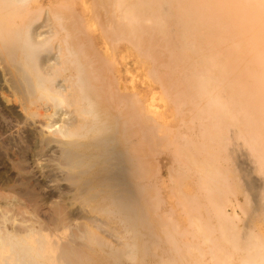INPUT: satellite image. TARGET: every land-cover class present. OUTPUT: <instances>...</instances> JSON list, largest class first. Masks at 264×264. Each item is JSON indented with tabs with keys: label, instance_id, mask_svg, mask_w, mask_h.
Here are the masks:
<instances>
[{
	"label": "bare ground",
	"instance_id": "1",
	"mask_svg": "<svg viewBox=\"0 0 264 264\" xmlns=\"http://www.w3.org/2000/svg\"><path fill=\"white\" fill-rule=\"evenodd\" d=\"M67 1L0 0V99L9 101L10 92L14 104L19 100V108L31 114L32 118L33 115L37 118H34L36 121H30V125L28 121L27 125L24 121L25 124H22L24 127L29 125L31 131L33 129L30 126L34 129L39 126L38 130H43L38 131L39 135L50 127L54 130L51 118L54 115L57 117L60 107L68 105L65 106L68 109L70 105L76 115L73 120L79 116L82 120L80 127L85 128V131L80 133L76 128L55 129L58 135H73L78 138L90 134L95 138L103 136L99 148L101 151L98 152L105 157L102 166L109 168L105 179L103 176L100 179L108 182V197L112 205L119 204L116 205L118 207L124 202L126 205V200H131V203L139 202L137 208L133 206V202V208L131 205L124 206L119 208V212L117 208L116 212L120 217L118 220L124 225V231L130 230L129 225L136 219L141 220L142 224L135 222L134 234H138L137 226L140 225L142 229L139 228L141 232L139 231L137 241L142 239V233L148 235V239L135 243L140 244L138 247L147 252L146 259L141 251L147 264H264V227L258 225L264 220V185L258 187L261 183L258 180L261 178L258 179L254 175L256 173H253L254 170L261 176L264 175V5L257 7L259 0H250L249 9L252 8L254 15L245 23L237 21L241 12L236 11H228L218 23L219 18L212 15L218 14L219 12L214 11H220L222 8L218 10L219 6L226 5L227 0H92L96 5L95 9L90 5L92 9L104 7L106 11L103 12L108 13L107 23L102 22L100 16L98 23L101 24H97L94 21L92 23L91 19L89 22L87 18V21L79 20L76 9L74 11L72 7L77 0H70V3ZM79 1L84 6L86 0ZM194 7L203 10L201 16L192 15L193 12L190 11ZM94 10L96 13L92 16H99L98 11ZM212 17L215 18L213 23L210 20ZM162 66L165 68L164 72L158 70ZM140 76L144 77L143 80H140ZM138 80L147 87L149 94H141L135 98L139 94ZM125 90L126 92L121 93ZM7 111L13 112L10 108ZM174 112L179 114L178 117H174ZM18 116L24 119L28 117H23V114ZM62 124L67 126L64 122ZM72 127L74 126L71 125ZM51 129L47 131V135ZM132 132L140 135L135 140L134 155L140 154L142 157L143 165L138 166L137 177L140 175L145 178V183L138 178L145 185L149 184L146 182H149L153 172L162 176L157 169L160 158L155 156L158 149L164 150L169 145L174 147L170 163L176 165L173 168L169 166L168 172L175 184H165L164 179L153 184L151 187L155 189H159V186L169 188L165 197L164 193L158 196L154 192L156 197L153 195L152 198L155 197L156 202L150 201V196L154 193L149 187H146L145 194L151 199L148 200L145 196V201L137 202L130 198L133 196V187L130 188L131 180L126 171L129 166L126 164L128 159L125 145L133 141L131 138L135 134H131ZM54 135L56 136L55 133L51 136ZM78 138L76 141L81 140ZM95 138L98 143V138ZM46 139L47 136L44 138L45 142ZM76 146L79 147L78 144ZM244 146H248L245 149L247 153L242 151ZM166 155L162 157L167 158ZM246 158L251 163L257 162L253 169V163H250L251 167L246 165ZM80 163L81 161L77 165ZM68 167L71 170L74 168L72 165ZM100 168L99 170H103ZM64 171L62 172L65 173ZM155 175L154 178H157ZM263 180L264 178L261 179L264 183ZM171 181L170 179L168 182ZM240 200H243L242 204ZM162 201V207L158 205L157 208V203ZM130 208L134 210L133 213L129 212ZM229 209L231 212H228ZM212 210L215 211L214 217L209 216ZM153 213L155 217H152ZM240 214L246 220L248 218V222H242V218L237 222ZM191 221L196 223L197 228L195 225L196 230L193 228V232L190 230L187 233L186 223L192 226ZM240 224H243L242 229L247 228L244 231L241 229L242 232L249 231L245 233L246 237L243 235L245 239H238L242 227ZM176 226L179 229L177 235L175 236V232L173 236L171 231L176 230ZM1 231L0 264H72L68 261L65 247L62 248L65 243L69 245L65 239L70 234H66L65 230H60L61 234L58 231L59 235L58 232L49 233L47 230L43 235H39L38 230L36 233L29 231L14 238L2 235ZM169 232L172 235L167 237ZM160 233L164 234L162 237L165 242L169 239L167 243L171 250L166 249L168 245L164 247L160 243ZM186 233L194 236L201 234V238L207 242L205 251L200 247L198 248L202 252L197 251L196 243L194 246L191 241L192 236L189 238ZM87 236L81 237L87 239ZM71 238L72 243L73 234ZM97 239L98 237L94 241L97 242ZM105 241L108 242L104 239V243ZM203 242L201 240V244ZM75 243L78 246L79 242ZM136 246L134 248H138ZM192 246L196 250L194 252H199L201 256L208 253L209 260L206 259L208 256H205L206 261H202V257H186ZM243 246L246 251L241 249ZM88 247L90 251V245ZM117 247L116 250L119 249ZM67 248L71 250L70 246ZM241 250L244 253L239 256ZM85 251L84 256L88 255ZM118 251L116 253L119 256L124 253ZM127 251L126 254H129ZM77 252L74 251L76 254ZM236 256L238 261H234ZM73 257L71 255V261ZM132 257H129L131 262ZM74 258L77 259L76 256ZM111 258L113 260V256ZM138 258L133 259L134 263L142 264L140 259L137 261ZM126 259L128 257L124 260ZM118 262L117 264H121Z\"/></svg>",
	"mask_w": 264,
	"mask_h": 264
},
{
	"label": "rangeland",
	"instance_id": "2",
	"mask_svg": "<svg viewBox=\"0 0 264 264\" xmlns=\"http://www.w3.org/2000/svg\"><path fill=\"white\" fill-rule=\"evenodd\" d=\"M69 1L70 0H68L67 2H69ZM213 2H214V0H213ZM250 2H251L250 0H227L226 5H223V6L221 5L218 8V10L222 8L221 9L222 11L221 10H220L221 12L220 11H214V12H219V13L216 14V15H212V16L218 17L219 20H217V18H216V20L219 23V21L221 20V17H223L228 11L241 12L240 13L241 17L239 19H237V21L239 23L240 22L241 23H245L248 20H250L253 17V15H254V11L251 10L252 8L249 9ZM262 4L264 5V0H259V2L257 1V7L258 6H262ZM90 5L91 6L93 5L94 9L96 8L95 7L96 5H94V2H92V0H86V2L84 3V6L82 5V3L79 0H77L75 5L72 6L74 8V11L76 9L75 12L77 13L79 20L82 21V20H86V18H87V20L89 22L92 21V23H93V21H94V23H97V24L100 23L101 24V22L98 23V19L100 20V16H101V18H102L101 21L104 22V23H107L108 13L107 12H103V11H106L105 10L106 8L105 9H104V7L99 8L97 6V9L94 10V9H92L90 7ZM88 6L90 7V9H89ZM86 7H88V9ZM194 8L195 9H192L190 11L191 13L192 12L194 13V14L192 13V15H194L195 17H197L199 15L201 16L203 10H200V9L198 10L199 7H197V8L194 7ZM260 9H261V7H260ZM93 10L94 11H98L97 13L99 14V16H97V17L94 16L93 17L92 14L96 13V12H93ZM101 10H102V12H101ZM91 11H92V13H91ZM214 17H212L213 19L210 18L211 22L215 19ZM165 18H164V20H166ZM90 19H91V21H90ZM216 20H215V22H217ZM253 49H256V47H253ZM162 68H163V70H162ZM158 70L161 71V72L162 71L164 72L165 68H164V66H162ZM143 78H144L143 76H140V80H143ZM140 80L137 81V84L139 85V88H138L139 94H137V96H135V98H137L141 94H149V92H148L149 90L148 89H147L148 91L146 90L147 87H145V85L143 86V84L140 83ZM125 82L129 84V81L127 82L125 80ZM140 88H142V89H140ZM144 90H146V91H144ZM124 92H126V90L122 91L121 93H124ZM192 92L194 93V91H192ZM6 93H8V92H6ZM178 93H180V92H177V94ZM8 94H9V98H10L9 101L5 100V99L4 100L0 99L1 100L0 101V119L2 118L0 120V228H1L2 231L1 230L0 231H1L2 235H6V236L9 235V237L11 236L10 238H12V237L14 238V237L19 236V234L20 235L23 234V232L26 233V232H29V231L35 232V231L38 230L37 233H39V235H43V234H45L47 232L55 233V232H58V231L60 232V230H65L66 234H70V235L67 236V239H65L66 242H68L69 245H67V243H65L64 244L65 246H63L62 248L65 247L64 251H65V253L68 254V261L70 260L69 263L72 262V264H81V263L82 264H100V263L101 264H108V263L109 264H113V263L117 264V262L120 260L119 262L121 264H125V263L126 264H133L134 260H136L139 257L138 260H137L138 262H139V259H140L142 264H147V262H146L147 252L145 253V251H143L141 248H139L140 244H136L140 240V239H138V241H137V238H139L138 234H139V231L141 232L142 226H140V225L137 226V228L139 227L141 229H139V228L137 229L139 231H138V234L136 233L137 234L136 236L134 234L135 231H136L135 230V228H136L135 222L136 223L138 222V224H142L141 220L136 219V221L134 223H131L134 226H132L131 224L129 225L130 226L129 227L130 230H128V231H130L129 232L130 234H129L128 231H124L123 230L124 225L119 221L120 217H118V213L117 212H119V210L122 209L124 206H126V207L128 206L129 207V205H131V207H132V203L134 202L133 201L134 199H136L135 201H137V202L138 201H143V200L145 201L146 200L145 196H147V199L149 200V199H151L153 197V195L155 196L157 194L158 196L159 195L161 196L164 193L163 197H165L169 193V188H167V186H159L160 187V188L158 187L159 189H157V188L155 189V187H151V186H154L153 184H155L157 182H161L162 179L165 180V184H172L173 183L174 179H173L172 176L170 177V174L168 172V169L170 170V167L173 168L176 165L175 163H173V164L170 163V161H172L171 157H172V151H173V148H174L173 145L172 146L169 145L164 150H161V151H160V149H158V151L155 153V156L157 158H160V160H158L159 165L157 166V169H159L158 171L160 173H162V176H160V174H159V176L155 175L156 173L153 172L155 174L152 173V176L150 177L149 182H146V183H149V184L145 185L144 184L145 183V178L140 177V175H138V177H137V172H138L137 168H138V166L140 164L143 165V163L141 162L142 157H141L140 154H139V156L138 155H134L135 151H136V142H135V140L138 139V137L140 135H137L138 133L135 134L134 132L131 133V134L134 133L135 135L132 136V138H131L133 141L127 142V144L125 145V155L127 156V159H128L126 161V164L129 166V167H127L126 171H127L128 179L131 180L130 181L131 184H129V185H131L130 188L133 187L131 189V190H133V192H132L133 196H130V198H132L133 202L131 203V200H129L130 202L128 200H126L127 202H126V205H125V202H124V204H121L123 201H125V200H123L120 203L121 206L122 205L123 206L122 207L121 206L116 207V205H119V204H116V205L113 204L112 205V203H110L111 199L109 200L110 197H108L110 195V191L108 189V182L107 183H106V181L102 182V180H101L102 177H100V176H103V178H104L105 175H106V172L108 174V168H109V167L105 168V167L102 166V165H104L105 157L100 156V152H98V151H101L99 148L101 146L100 141H102L101 138L103 136H99V137L97 136L95 138V136L93 134H90V135H87V136H84V137H79V138H81V140H80L77 136H73V135H71L69 137L68 136L61 137L60 134L58 135V133H56V131L60 130V129L70 130V129L76 128V130L80 131V133L82 131L83 132L85 131V128L80 127V125H82V120L80 119L79 116L74 118V120L76 119L77 122L73 120V117L75 115V113L73 112V107L69 105V107L67 109V107H65V106H68V105H63L62 106L63 108L60 107L59 111L56 113L57 117H56V115H54L51 118V120H53V121L50 120V123L52 122L51 124H53L52 128L54 130H52L51 127H50L49 129H51L52 131L50 130L51 132H48L49 135L46 134L47 131H49V129H48L47 131L45 130L44 132H42L40 134L41 135V137H40L38 131L41 132L43 130H41V129L38 130V128H40L39 126L36 129H34V128H32V126H30L31 129H33L34 131L33 130L31 131L30 128H28V126L31 123L30 121H34L35 120L34 119V118H36L35 115H33L34 118H32L30 116L31 114L29 115L28 113H25V110L23 111L22 109L19 108V100H17L18 102H16V104H14L15 101H12V100H14V98L12 99L13 96L10 95V92ZM196 94H198V92ZM174 96L176 97V95H174ZM174 96H173V98H175ZM179 96H181V95H179ZM112 100H115V99H112ZM173 100H175V99H173ZM7 102H9V104ZM175 103L177 104L178 102L175 100ZM200 103H201V101H200ZM176 104H174V105L176 106ZM199 105H201V104H199ZM33 106L34 105H32V107ZM11 107H14V108H11ZM71 107H72V109H71ZM9 108L13 111L12 112L13 114L11 112H9V111L6 112V110L9 109ZM2 112H4V113H2ZM21 112L23 114V117H26V115H27L29 118L26 117L25 118L26 120H25L24 118L19 117L18 115H22ZM62 112H63V114H62ZM59 113L62 114V115H60ZM7 115H8V117H6ZM178 115H179L178 113H175L174 117L176 118V117H178ZM58 116H60L61 118L58 117ZM17 117L19 119L22 118V120L21 119L19 120ZM55 118L58 119V120H56ZM70 118H72V119H70ZM27 119H29V120H27ZM68 119H70V121ZM11 120H13V121H11ZM36 120H37V118H36ZM23 121L26 123V125H27V121H28V123L29 122L30 123H29L28 126L25 125V127H24L23 124H25V123ZM57 121L58 122L61 121V122L58 123ZM22 122H23V124H22ZM53 122H55V123H53ZM62 122H64V124H67V126H63ZM72 122L75 123V124H73ZM37 123L38 122H36V124ZM56 124L60 125V126H57ZM71 125L74 126V127L71 128ZM54 126L55 127L57 126L59 129L57 127L54 128ZM60 127H62V128H60ZM78 127H79V129H78ZM82 128H83V130H82ZM55 129H57V130H55ZM53 131H55V132H53ZM197 131H198V128H197ZM54 133L56 134V136L55 135H54L55 137L51 136ZM77 133H79V132H77ZM43 134H46V136H47L46 142L44 140V138H46V136H44ZM143 135H145L144 132H143ZM89 136L91 138H92V136H94L95 139L98 138V140H97L98 143L96 142V140H94V138L90 139V141H91L90 142L89 141V138H90ZM146 136L147 135H145V137ZM53 137L56 138L55 142H54V138ZM70 137H71V139H69ZM59 138H60V140H59ZM77 138L79 139V141H76ZM49 139L52 140L53 142L49 141ZM72 139H74V140H72ZM56 140H58V141H56ZM68 140H72V142H70ZM64 141L66 143L70 142V143H68L69 145L66 144ZM80 141H81V143H80ZM92 142H93V144H92ZM52 143H54V144H52ZM79 143L81 144L80 146H79ZM89 143H91V144H89ZM49 144H51V145H49ZM55 144H57V146ZM77 144L79 146L78 148L76 146ZM63 145H65V146H63ZM90 145H94V147H92ZM61 147H64V148L66 147L65 148L66 150L62 149ZM69 147H71V148H69ZM85 147H86V149H84ZM55 148H56V151H55ZM243 148L244 149L242 151L244 153H247V150H245V149L248 148V146H244ZM72 149H73V151H70ZM74 149H76V151ZM94 149H95V151H93ZM59 150H62V151L59 152ZM80 150L82 152H80ZM88 151H89V153H88ZM95 153H97L99 155L98 156H97V154L93 155ZM146 153H147V150L145 149V157H147ZM59 154H60V156H59ZM156 154H158V155H156ZM162 155H166L167 158H163ZM88 156L90 157V159H88L89 158ZM245 156H247V154H245ZM77 157H78V159H77ZM248 157L250 158V155ZM249 158H246V161H247L246 165H248V166L251 163L250 162L251 160ZM87 159H88V162H87ZM251 159L253 160L254 158L251 157ZM75 160L78 161V162H76ZM79 161H81V163L78 164L80 166L77 165V163H79ZM93 161H95V162H93ZM90 162L92 164H90ZM68 163H69V165H68ZM84 163L86 164V166H85ZM154 163H156L155 160H154ZM252 163L254 165L253 166L250 165V167L252 166V169H253V167L257 164V162H255V163L252 162ZM66 164H67V166H66ZM70 164L72 165V168L75 166L74 167L75 169L74 168H73L74 170L72 169L73 171L71 170V168L68 169L69 168L68 166H71ZM83 164H84V166H83ZM88 166H89V168H88ZM60 167H61V169L62 168L63 169L61 170ZM99 168L103 169V170H99ZM57 169L58 170L60 169V170L58 171ZM97 169H98L99 172L100 171L101 172L99 173L97 171ZM62 171H64L65 173H63ZM79 171H82V172H79ZM103 171H104V173H102ZM60 172H62V173H60ZM253 173H256L254 175L255 176L257 175L258 177L257 176L256 177L258 179L259 178H261V179L264 178L263 174H262L263 176H261V174H259L258 172L254 171V170H253ZM139 174H140V171H139ZM154 175H155V177H157V176L158 177L154 178ZM80 178L82 179L83 183L81 182ZM138 178H139L140 181H143L144 183L143 182H139ZM170 179L172 181L168 182ZM261 179L258 180L259 183L260 182L263 183L261 181ZM100 180H101V182H100ZM78 181H79V183H78ZM135 181H136V183H135ZM174 182H176V181H174ZM261 183L258 185V187L264 185V183L263 184H261ZM173 184H175V183H173ZM83 185H85V186H83ZM99 187H101V188H99ZM146 187H149V189H151V191L153 193L154 192L155 193L157 192V193L156 194L155 193L152 194V192H150L152 194L150 196L151 197L150 198L147 195V193L145 194ZM94 189H97V190L94 191ZM262 189H263V187L261 188V190ZM99 190H101V191L99 192ZM158 190H160L159 193H158ZM258 190H260V188ZM261 190L259 192H261ZM77 191H79V192H77ZM134 191L135 192L137 191L136 195H135ZM263 192H261V194ZM103 194L105 196H107V197L104 198L105 196H102ZM134 195L137 196L138 199H139V197H141V195H144L145 199L142 196L143 198L141 197L140 198L141 200L140 199L138 200ZM230 196L232 197L233 194L230 195ZM155 197L152 198L150 201H154L155 200L154 202H156ZM203 199L204 198H202V200ZM154 202H152V203L154 204ZM241 202L243 203V200L242 201L240 200V204H242ZM104 203L105 204L109 203V204L105 205ZM138 204H139V202L138 203L134 202L133 206H135L137 208ZM162 204H163V201L161 203H159V204L157 203L156 207L158 208V205L162 207ZM117 208H118V211L116 212ZM132 208H130V210ZM136 208H134V209L136 210ZM157 208H156V210H157ZM128 210L129 209H127V211ZM130 210H129L130 213L134 212L133 209L131 211ZM212 211H214V210H212ZM212 211H211V213L208 212L209 216H211V215L213 216V214L215 215V211L214 212H212ZM181 212H182V210H181ZM228 212H231V210L229 209ZM154 213H153L152 217H155L157 211H156L155 215H154ZM183 213H184V211H183ZM111 215H113V216H111ZM242 215L243 214H240V217L239 218L237 217L238 221H237V218H236V221L240 222V220H241L242 222H246V221L248 222V218L246 220V217L244 215L243 216ZM240 218H242L243 220L240 219ZM205 219H206V217H205ZM212 219L214 221V218H212ZM190 224L192 226H190L188 224V222L186 223V225L188 227L186 226L185 231H187V233H189L190 230L192 231L193 228H194V230H196V228H197L196 223H194L193 221H191ZM260 224H261V226L264 227V220L262 222L258 223V225H260ZM195 225H196V228H195ZM242 225L243 224H240V227ZM65 226H67V227H65ZM242 228H243V226L240 228V231H241ZM42 229H45V231H43ZM132 229H134L133 230V234L134 235L131 234ZM178 229L179 228H177V226H176V230L173 229L171 231L173 236H174L175 232H176L175 236L177 235ZM244 229H242V231H244ZM46 230H47V232H46ZM49 230H53V232L49 231ZM246 230H247V228H246ZM255 230H257V228ZM242 231L239 232V237L237 236L238 239L239 238L240 239L244 238V236L246 237V234L249 232V231L248 232H242ZM41 232H42V234H41ZM59 232H58V235H59ZM93 233H94V236H93ZM171 233L169 232V234H167V237ZM231 233H232V231H231ZM241 233H243V234H241ZM60 234H61V232H60ZM72 234L74 235V240H73L74 242L71 243L70 240L73 239V238H71ZM160 234H161L160 235V237H161L160 243L162 245H164V247L168 245L166 249L170 248V250H171V247H169L170 244L167 243V241H169V239L166 238L168 240H166V242H165V240L162 237L164 234H162V233H160ZM82 235L83 236H85V235L87 236L88 235L89 237L87 236L88 238L86 239V237L85 238L81 237ZM95 235H96V237H95ZM132 235L135 236L134 237L135 240L132 239L133 238ZM140 235H142V236H140V238H142L140 240V242L141 241H145L146 238L148 239V235H146L145 233H142ZM187 235H188L189 238H191V236H192L193 239L196 237L194 240L191 238V241H192L193 244L196 243V245H197L196 250L197 251L200 248L202 249V251H205V249L207 248V245H206L207 242L203 238H201V234H199L200 237L198 235H196V234H195V236H194V234L193 235L187 234ZM69 236H70V239L68 238ZM113 236L114 237L116 236L117 238L115 237V239H113L114 238ZM173 236H171V237H173ZM78 237H80V238H78ZM97 237H98V239H97V242H96V240L94 241V239H96ZM171 237H169V238H171ZM197 237H198V239H197ZM237 237H236V239H237ZM75 238L77 240H75ZM82 239H83V241L85 243L87 242V245H85V243H83V241L82 242L80 241ZM88 239H90V241ZM104 239L107 240L108 242L105 241V243H104ZM63 240L61 241L62 243H63ZM98 240H99V242H98ZM100 240H102V241L100 242ZM201 240L204 241L202 244H201ZM234 240H235V236H234ZM75 241H77V242H79L81 244L78 243V246H77V243H75ZM117 241L120 242V243H118ZM133 242H134V244H133ZM227 242L229 243L231 241H227ZM99 243H100V245H99ZM198 243H200V245ZM228 243H225V244L227 245ZM102 244H103V246H102ZM132 244H133V246H132ZM59 245H63V244L59 243ZM71 245L74 246V247H72ZM89 245H90L91 249L95 250V251H92L91 249L89 251V247H88ZM135 245H137L136 247H138V245H139V247H138L139 250H137V251L135 250V249H138V248H134ZM196 245L194 244V246H196ZM67 246L68 247L70 246L72 251L69 248H67ZM85 246H86V249H85ZM116 246H118L119 249L120 248L121 249L120 250L119 249L116 250ZM123 246H125V248ZM244 246L241 249H243ZM198 247H200V248H198ZM111 248H113V249L111 250ZM102 249H104L105 251L107 249L108 250H107V252H105ZM194 249H193V246H192L191 247V252L187 251L188 254H187L186 257L193 256L194 259L202 257V259H201L202 261H206V259H207V261L209 260L208 259L209 258L208 253H205V254H203L201 256V254L199 252H194V251H196ZM73 250L76 251V252L78 251L77 254L74 253ZM118 250L119 251H123L124 253L120 252L121 254L119 256L118 255L119 253L118 254L116 253ZM133 250H134V252H133ZM244 250L246 251V247L244 248ZM244 250L243 251L241 250L239 252V256L244 253ZM84 251H85V253H88V255L85 254V256H84V254H83ZM108 251H112L113 252V253L112 252H110V253H111V255L113 254L112 256H113V260L114 261L112 260V258H111L112 256L109 255L110 253ZM126 251L130 255L126 254ZM129 251H132V252H129ZM141 251H143L145 254L143 252H141ZM202 251H200V252H202ZM170 252H172V251H170ZM72 253H74V254H72ZM91 253L94 254V255H92ZM141 253H143V255H145L146 259H145L144 256L143 257L141 256ZM70 254L72 255V257L75 255L78 260L75 259L74 258L75 256H74L72 258L73 260L71 261V255ZM99 254H101V255L98 256ZM122 254H124V255H122ZM121 255H122V257H121ZM86 256L87 257L90 256L91 259H89L90 257L87 258ZM97 256L99 258H96ZM130 256L131 257L133 256L131 258L133 263L130 261V258H129ZM140 256L142 257V259L140 258ZM205 256L206 257L208 256V257L206 258ZM92 257H93V259H92ZM127 257H128V259H126L127 261L124 260ZM84 258H86V260ZM97 259H99L100 261L97 260ZM81 260L86 261V262L84 263ZM230 260H231V258H230ZM73 261L74 262L76 261L77 263L76 262L73 263ZM111 261H113V263ZM115 261H117V262L115 263ZM234 261H238V256H236L234 258ZM232 262H233V260H232ZM134 264H136V263H134ZM217 264H219V263H217ZM223 264H224V262H223Z\"/></svg>",
	"mask_w": 264,
	"mask_h": 264
}]
</instances>
